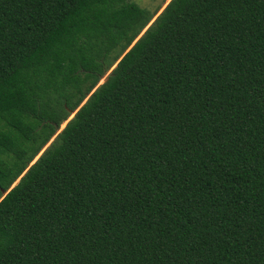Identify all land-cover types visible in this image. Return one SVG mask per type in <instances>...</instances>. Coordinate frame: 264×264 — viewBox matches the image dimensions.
Segmentation results:
<instances>
[{"label": "trees", "instance_id": "obj_1", "mask_svg": "<svg viewBox=\"0 0 264 264\" xmlns=\"http://www.w3.org/2000/svg\"><path fill=\"white\" fill-rule=\"evenodd\" d=\"M0 264H264V0H0Z\"/></svg>", "mask_w": 264, "mask_h": 264}, {"label": "rangeland", "instance_id": "obj_2", "mask_svg": "<svg viewBox=\"0 0 264 264\" xmlns=\"http://www.w3.org/2000/svg\"><path fill=\"white\" fill-rule=\"evenodd\" d=\"M130 1L149 12H154L155 10L158 9L159 6H161V4L164 1L167 2V0H130ZM105 76L100 80V82L105 79Z\"/></svg>", "mask_w": 264, "mask_h": 264}, {"label": "water", "instance_id": "obj_3", "mask_svg": "<svg viewBox=\"0 0 264 264\" xmlns=\"http://www.w3.org/2000/svg\"><path fill=\"white\" fill-rule=\"evenodd\" d=\"M167 1H169V0H167ZM114 67H115V66H114ZM104 81H105V79H104L103 81L99 82V85H100L101 83H103ZM73 115H74V114H72V116H73ZM72 116H71V117H72ZM71 117H70V118H71ZM70 118H69V119H70ZM37 157H38V156H37Z\"/></svg>", "mask_w": 264, "mask_h": 264}]
</instances>
